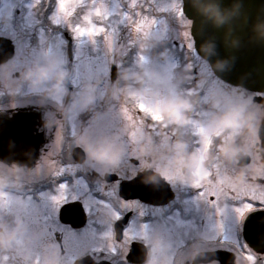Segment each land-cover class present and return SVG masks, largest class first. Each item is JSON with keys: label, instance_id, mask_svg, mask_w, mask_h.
I'll list each match as a JSON object with an SVG mask.
<instances>
[{"label": "flooded vegetation", "instance_id": "obj_1", "mask_svg": "<svg viewBox=\"0 0 264 264\" xmlns=\"http://www.w3.org/2000/svg\"><path fill=\"white\" fill-rule=\"evenodd\" d=\"M28 2L0 1V117L20 113L33 155L0 156V264H264V91L222 80L183 31L153 49L126 45L120 33L111 60L82 63L79 37L50 24L49 1L34 17L22 15ZM117 2L152 32L162 22L141 21L137 8ZM101 25L103 48L119 27ZM58 31L72 39L55 56L57 78L44 76L49 93L20 55ZM140 51L178 64L172 117L133 96L152 85L131 83L127 72L126 54ZM78 72L94 79L84 107Z\"/></svg>", "mask_w": 264, "mask_h": 264}, {"label": "rangeland", "instance_id": "obj_2", "mask_svg": "<svg viewBox=\"0 0 264 264\" xmlns=\"http://www.w3.org/2000/svg\"><path fill=\"white\" fill-rule=\"evenodd\" d=\"M5 1L7 3V0ZM28 1L29 2L25 4L24 11H22V15H28L29 13L30 15H32V13L36 15V11L41 8L44 0ZM47 1H49L50 6V23L55 26L62 25L67 31L72 32L71 35L75 38L79 37V40L78 38L76 39L78 40V43L81 42L82 44H79L80 46L77 48V54L81 57L82 63L86 60V63H92L96 66L98 65V62L111 60V56L114 54L112 50L113 46H115V50H118L120 47L117 43V40L121 37L120 33L123 34V42H125L126 45H130L131 47H141L144 44L149 43V48L153 49L151 46L152 42L164 40L167 37H176L178 39L183 31V36H186L187 38V44L191 45V48L194 49V40L190 34L191 21L187 19L181 11L182 0H155V5L158 9L152 5V0H125L127 5L131 8L138 9L139 14L137 15L140 16V20L142 19L141 21L146 19L152 23L156 20V18H158V16H161L159 18L162 19V22L157 23L156 25L157 32H152L151 25L149 26L147 23L145 24L140 21L138 23V19L132 20L136 21L135 24H132L130 18L125 15L124 10L120 8L117 0ZM147 14L149 16H147ZM161 14L164 15V17ZM34 15L32 16L34 17ZM154 16H156V18H154ZM166 16H168V19ZM107 18H111L109 22H106ZM101 22L104 26L108 23V27H111V29L112 27H119L118 30H116V33H114L115 37H109V42L110 40L113 41H111L112 46L108 43L102 48L97 39H95V36L100 31L101 26H103L101 25ZM95 24H97V26ZM128 24L130 25L129 28ZM59 33L49 37L51 38L50 45L49 43H46V41V44L44 43L42 47L38 43H33V50L29 52L33 53L31 56H29V53L20 55L21 60L25 57L29 58L27 59L29 61L24 62V69L25 71L34 73L36 78L34 85L49 93V85L51 84H44V76L46 75L48 77V81L51 83L54 81V78H57V70L61 71L59 67L61 56H55L57 54L60 55L59 53L61 52L63 45L66 43V41H63L59 36ZM41 37L42 38L37 36L36 40L42 44V39L44 40L45 38L43 36ZM55 37H58L57 40H55ZM22 46L27 47V44L22 43ZM181 46L179 48H181ZM176 49H178V47H176ZM126 55L129 57L127 58V63L130 65L127 67V72H129L131 76L136 77L135 80H131V83L136 81L137 83H140L145 79L146 83H149V85L152 84L150 85L151 88H148V92L147 89H141L140 86L137 85L138 89L135 87L133 88V96L139 100L150 113L158 114L165 111L172 117V101L175 99L174 92L177 90V86L175 85L174 80H172L173 66L178 64L175 65V63L170 59L164 60L160 57H143L141 51L137 54V57H134L130 53ZM43 58V62L37 61H41ZM78 67L79 71H83L81 66ZM97 69H101V67L99 66ZM103 70L104 69L102 67L101 72H103ZM59 75L60 73L58 76ZM101 75L102 73H99L98 76ZM75 80L77 85L82 87L81 95H78L77 98L82 101L80 102L81 107H84L85 104H89L91 101L88 96L89 93L83 88H85L86 84H92L94 79L91 78L87 80L85 74H80L78 72V76ZM97 80L98 82H103L107 81L108 78L103 77L102 79L98 78ZM172 82L173 91L172 89H164V86L170 87ZM146 87H148V84ZM97 96V98H103L100 94ZM76 104H78V102ZM113 112L117 113L121 111Z\"/></svg>", "mask_w": 264, "mask_h": 264}, {"label": "water", "instance_id": "obj_3", "mask_svg": "<svg viewBox=\"0 0 264 264\" xmlns=\"http://www.w3.org/2000/svg\"><path fill=\"white\" fill-rule=\"evenodd\" d=\"M183 13L191 20L195 49L218 77L264 91V0H183ZM10 120L17 121L12 131ZM10 120L0 117V146L9 147L0 156L11 160L33 156L30 149L26 153L29 144L21 133L25 120L20 113Z\"/></svg>", "mask_w": 264, "mask_h": 264}, {"label": "snow or ice", "instance_id": "obj_4", "mask_svg": "<svg viewBox=\"0 0 264 264\" xmlns=\"http://www.w3.org/2000/svg\"><path fill=\"white\" fill-rule=\"evenodd\" d=\"M181 11H182V10H181ZM186 35H187V34H186ZM189 46L191 47V45H189ZM248 208H249V210H251L252 205H249Z\"/></svg>", "mask_w": 264, "mask_h": 264}]
</instances>
